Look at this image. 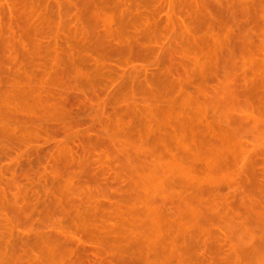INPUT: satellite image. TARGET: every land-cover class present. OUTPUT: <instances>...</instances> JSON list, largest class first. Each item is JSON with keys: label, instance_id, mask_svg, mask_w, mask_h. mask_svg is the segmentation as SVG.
Listing matches in <instances>:
<instances>
[{"label": "rangeland", "instance_id": "1", "mask_svg": "<svg viewBox=\"0 0 264 264\" xmlns=\"http://www.w3.org/2000/svg\"><path fill=\"white\" fill-rule=\"evenodd\" d=\"M0 264H264V0H0Z\"/></svg>", "mask_w": 264, "mask_h": 264}]
</instances>
